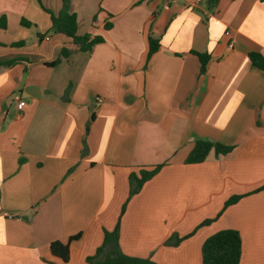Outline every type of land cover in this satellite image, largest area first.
Wrapping results in <instances>:
<instances>
[{
  "label": "crops",
  "instance_id": "crops-1",
  "mask_svg": "<svg viewBox=\"0 0 264 264\" xmlns=\"http://www.w3.org/2000/svg\"><path fill=\"white\" fill-rule=\"evenodd\" d=\"M64 1L78 35L102 39L88 52L52 31ZM0 21V264H87L117 225L129 257L202 264L235 230L240 264H264V71L249 58L264 57V0H0ZM208 139L234 150L186 164ZM158 165L130 197V175Z\"/></svg>",
  "mask_w": 264,
  "mask_h": 264
},
{
  "label": "trees",
  "instance_id": "trees-1",
  "mask_svg": "<svg viewBox=\"0 0 264 264\" xmlns=\"http://www.w3.org/2000/svg\"><path fill=\"white\" fill-rule=\"evenodd\" d=\"M215 4L218 0H213ZM52 31L56 34H63L79 46L80 51L88 52L92 47L100 42L101 38H91L90 35L79 36L78 35V19L76 14L69 12V6L67 1H64L63 9L58 16L51 15ZM0 21V26H1ZM109 27V26H108ZM23 45V44H22ZM20 45V46H22ZM159 42L153 38H149V57L159 50ZM70 52L63 49L61 52L62 57H67ZM202 64L201 71L205 72L206 66L209 62V55L196 53ZM251 64L264 71V57L259 53H251L249 55ZM60 60H56L47 66L54 67L58 65ZM215 150L217 155H228L233 150L232 146H225L217 142L208 140H199L195 143V146L185 163L188 165L203 163L209 153ZM164 165H158L152 170H141L139 174L132 173L130 175V197L137 195L143 186L153 179L163 168ZM264 190V187L259 191ZM243 196H233L224 205L222 211L215 219L204 221L197 229L208 226L216 221L227 208L237 204ZM125 207L123 208V212ZM196 229V230H197ZM176 240L174 245H177L183 239ZM79 236L72 237L70 242L78 239ZM119 225L113 232H105V239L103 245L97 250L95 256L87 259V264H156L147 259L134 258L124 255L119 248ZM167 244H171L168 242ZM51 254L61 259L63 262H68L70 258L69 243L64 244L62 242H53L50 245ZM202 264H240L242 258V240L240 234L235 230H223L217 234L209 237L202 246Z\"/></svg>",
  "mask_w": 264,
  "mask_h": 264
},
{
  "label": "built area",
  "instance_id": "built-area-1",
  "mask_svg": "<svg viewBox=\"0 0 264 264\" xmlns=\"http://www.w3.org/2000/svg\"><path fill=\"white\" fill-rule=\"evenodd\" d=\"M167 5L172 4L175 0H165ZM201 0H198V2H200ZM229 34V33H228ZM229 48H233V43H230ZM103 103L101 98H97L96 99V105L100 106ZM26 106V102L23 101L22 99H20L19 97H17L16 99V109L18 111H22L24 109V107ZM5 217L8 218H12L8 213L4 214Z\"/></svg>",
  "mask_w": 264,
  "mask_h": 264
},
{
  "label": "rangeland",
  "instance_id": "rangeland-1",
  "mask_svg": "<svg viewBox=\"0 0 264 264\" xmlns=\"http://www.w3.org/2000/svg\"><path fill=\"white\" fill-rule=\"evenodd\" d=\"M102 99V98H101ZM102 101H103V99H102ZM211 139H208V141H210Z\"/></svg>",
  "mask_w": 264,
  "mask_h": 264
},
{
  "label": "water",
  "instance_id": "water-1",
  "mask_svg": "<svg viewBox=\"0 0 264 264\" xmlns=\"http://www.w3.org/2000/svg\"><path fill=\"white\" fill-rule=\"evenodd\" d=\"M92 110V109H91Z\"/></svg>",
  "mask_w": 264,
  "mask_h": 264
}]
</instances>
